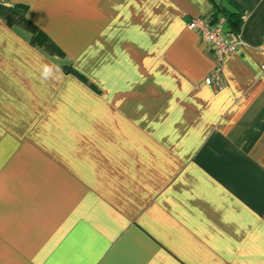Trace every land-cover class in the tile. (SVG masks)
<instances>
[{
  "label": "crops",
  "instance_id": "obj_1",
  "mask_svg": "<svg viewBox=\"0 0 264 264\" xmlns=\"http://www.w3.org/2000/svg\"><path fill=\"white\" fill-rule=\"evenodd\" d=\"M233 1L218 61L210 0H0V264H264V0Z\"/></svg>",
  "mask_w": 264,
  "mask_h": 264
},
{
  "label": "trees",
  "instance_id": "obj_2",
  "mask_svg": "<svg viewBox=\"0 0 264 264\" xmlns=\"http://www.w3.org/2000/svg\"><path fill=\"white\" fill-rule=\"evenodd\" d=\"M210 2L212 3L211 18L219 19L220 17H222L224 19V31L232 35H234V33L236 34L240 30L242 22V12L237 4L233 0H210ZM15 8L25 10L26 6L16 5L12 8V10L15 11ZM10 16L11 14H8V16H6L9 23L11 22ZM20 21H22L23 24L29 29L31 33L30 41L32 43L43 47L51 54L63 55V52L51 41V39L26 19H23V15L20 17ZM63 69L67 73H77L68 65H64Z\"/></svg>",
  "mask_w": 264,
  "mask_h": 264
},
{
  "label": "built area",
  "instance_id": "obj_3",
  "mask_svg": "<svg viewBox=\"0 0 264 264\" xmlns=\"http://www.w3.org/2000/svg\"><path fill=\"white\" fill-rule=\"evenodd\" d=\"M210 17H193L188 22V28L195 31L206 47L213 52L218 61L223 57L236 51L241 39L237 35H232L224 31V19H215L213 24H210ZM264 50V43L261 45ZM264 69V63L262 64ZM219 66L217 67V70ZM205 82L212 83V77H206Z\"/></svg>",
  "mask_w": 264,
  "mask_h": 264
},
{
  "label": "clouds",
  "instance_id": "obj_4",
  "mask_svg": "<svg viewBox=\"0 0 264 264\" xmlns=\"http://www.w3.org/2000/svg\"><path fill=\"white\" fill-rule=\"evenodd\" d=\"M61 73L58 70V66L51 65L45 62H40L38 65V79L42 83H48L51 81H57L60 78Z\"/></svg>",
  "mask_w": 264,
  "mask_h": 264
},
{
  "label": "water",
  "instance_id": "obj_5",
  "mask_svg": "<svg viewBox=\"0 0 264 264\" xmlns=\"http://www.w3.org/2000/svg\"><path fill=\"white\" fill-rule=\"evenodd\" d=\"M215 22V19L210 20V24H213Z\"/></svg>",
  "mask_w": 264,
  "mask_h": 264
},
{
  "label": "rangeland",
  "instance_id": "obj_6",
  "mask_svg": "<svg viewBox=\"0 0 264 264\" xmlns=\"http://www.w3.org/2000/svg\"><path fill=\"white\" fill-rule=\"evenodd\" d=\"M16 19H20V17H17ZM47 51V50H46ZM48 52V51H47Z\"/></svg>",
  "mask_w": 264,
  "mask_h": 264
}]
</instances>
